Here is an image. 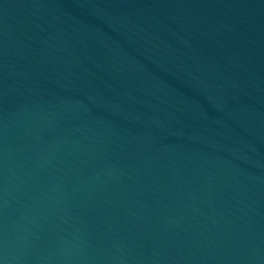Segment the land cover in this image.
Here are the masks:
<instances>
[{
  "label": "water",
  "instance_id": "water-1",
  "mask_svg": "<svg viewBox=\"0 0 264 264\" xmlns=\"http://www.w3.org/2000/svg\"><path fill=\"white\" fill-rule=\"evenodd\" d=\"M0 264H264V0H0Z\"/></svg>",
  "mask_w": 264,
  "mask_h": 264
}]
</instances>
